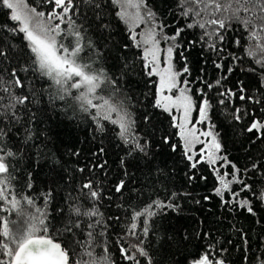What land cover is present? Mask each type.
I'll use <instances>...</instances> for the list:
<instances>
[{
    "label": "trees",
    "instance_id": "1",
    "mask_svg": "<svg viewBox=\"0 0 264 264\" xmlns=\"http://www.w3.org/2000/svg\"><path fill=\"white\" fill-rule=\"evenodd\" d=\"M28 1L38 10L47 12L51 8L43 0ZM146 2L166 35L184 29L176 42L180 47L175 48V69L182 70L185 65L190 69V74L183 77L192 82L196 101L200 100L197 89L207 93L213 105L210 122L219 134L222 154L236 164L241 178L251 185V190L240 192V199L249 201L254 214L236 202L227 205L222 202L215 194L218 181L208 164L201 162L196 169L189 167L170 117L152 107L156 85L151 81L156 78L146 75L141 49L129 39L128 29L115 15L110 0H103L101 9H95L86 0H75L79 14L73 19L87 29L86 35L95 45V50L88 53L96 61L93 67L103 68L116 81L119 91L114 99H123L132 113L137 135L141 142L148 143V155H129L128 146L118 136L117 125L102 121L103 131H100L91 115L81 112L71 97L59 99L56 86L47 77L32 71L22 34L14 36L4 30L5 25H14L9 20L8 10L0 8V41L4 45H16L15 49L8 48L9 60L0 58V76L9 81L11 71L17 70L24 86L12 91L17 96L28 97L23 105L15 108L19 119L2 114L4 110L0 108V128L8 133L5 143L16 153L11 160L13 191L34 198L41 207L42 194L51 191L47 212L53 229L67 222L71 206L90 208L94 203L100 215L91 221L84 219L82 228L88 222H100L95 225V239L99 245L95 251L97 255H104L106 247L111 264H136L135 260L125 258L121 248L127 250V255L135 256L140 264H148L147 258L130 247L132 244L143 247L152 264H192L210 246L224 264H257L255 258L264 256V201L259 198L264 191V136L258 139L257 133H249L247 128L253 119L264 120V112L260 111L262 105L240 101L238 96L221 105L218 101L222 97L218 93L229 89L238 92L244 87L245 95L264 99L261 86L264 70L245 55L247 33L238 23L221 30L224 40L222 43L217 40L216 47L223 51L215 52L208 47L207 37L201 40L202 29L187 27L192 20L181 15L179 0ZM102 24H107L108 28ZM237 39L239 47L235 44ZM233 54L240 59L233 60ZM214 62L221 63L222 68L217 69ZM24 66H29V70L22 71ZM249 68L256 71H248ZM217 80L220 85L211 91L202 83L215 84ZM104 89L106 96L113 92L110 85H104ZM0 96L5 97L0 103L7 104V94L0 91ZM237 108L241 109L240 120L234 118ZM164 137L177 146L176 151L163 142ZM75 152L79 155H73ZM253 163L258 165L255 170L251 168ZM101 164L104 166L98 167ZM80 168H84V172H80ZM227 170L232 172L230 166ZM86 180H92L99 188V201L93 202L80 192ZM121 181L124 187L117 192L116 186ZM241 188L240 184L232 187L233 191ZM172 193H176L175 197ZM225 198L230 199V194L226 193ZM157 199L165 205L171 203L178 207L154 209L156 215L149 220L147 235L143 233L144 217H141L136 221L133 235L130 231L133 210ZM23 207L32 211L26 205ZM8 218L18 219L15 212Z\"/></svg>",
    "mask_w": 264,
    "mask_h": 264
},
{
    "label": "snow or ice",
    "instance_id": "2",
    "mask_svg": "<svg viewBox=\"0 0 264 264\" xmlns=\"http://www.w3.org/2000/svg\"><path fill=\"white\" fill-rule=\"evenodd\" d=\"M43 2L51 5L47 12L38 10L37 6L29 4L28 0H0V8L8 10L9 20L14 25L12 27L5 25L4 30L14 36L22 34L27 53L30 54L32 71L47 77L56 86V95L59 99L71 97L81 112L91 115L100 131H103L102 121L117 125L118 136L128 146V154L142 153L147 156L148 143L141 142V138L137 135L136 121L132 113L123 99H114L115 93L119 91L116 81L109 77L103 68L93 67L96 61L88 53L95 50V45L86 35L87 29L73 19L79 14L75 0H43ZM86 2L95 9H101L103 0H86ZM110 4L116 10L115 15L128 26L129 39L134 42V46L143 48L140 58L144 61L146 75L150 79L157 77L156 80L151 81L156 85L152 107L167 113L170 117L171 127L177 130L176 136L181 141L180 146L189 161V167L196 169L201 162L207 163L213 168L217 177L219 186L215 188V194L222 202L225 205L236 202L239 207L253 213L249 201L240 199V192L251 190V185L246 184L241 178V170L236 164L228 160L226 155L220 154L219 134L214 132L215 125L210 123L209 113L213 105L207 93L203 89H197L200 96L197 103L191 87L192 82L187 77L180 79L184 74H190V69L185 65L182 70H176L172 63L173 51L180 47L176 42L184 29H177L171 36L163 34V25L155 23L156 14L148 8L146 0H110ZM179 6L182 9L181 15L185 19L192 20L187 27L202 29L201 40L207 37L208 47L215 52L223 51L222 48L216 47L217 40L221 43L224 40L221 30H227L234 22L238 23L247 33L248 44L245 47V55L264 70V0H179ZM101 15L102 11L98 12L97 19ZM141 24L147 25V28L138 33L135 29ZM102 27L108 28V25L102 24ZM157 27L160 28L159 33L156 31ZM158 35L162 36L165 42H170L166 49L160 48ZM235 44L239 47L240 40L237 39ZM8 48L15 49L16 45L12 43L4 45L3 41H0V58L9 60ZM161 52H166L163 61H161ZM232 59L237 60L240 57L233 54ZM214 63L217 69L222 68L221 63ZM21 70L28 71L29 66H24ZM231 71L232 69L229 68L228 72ZM248 71H256V69L249 68ZM10 75L12 79L9 81L0 76V91L7 94L8 99L7 104L0 103V108L4 110L2 114L19 119L15 108L18 104L23 105L28 97L14 94L13 88H23L24 85L17 70L13 69ZM202 83L211 91L213 87L220 85V80L215 84L207 81ZM104 85H110L113 92L104 95ZM261 86L264 87V71L261 72ZM245 92L244 87H240L238 92L230 89L219 92L218 95L222 99L218 103L223 105L226 100L231 101L238 96L240 101L262 105L260 111L264 112V99L247 96ZM4 99L5 97L0 96V102ZM194 111L198 113L195 123L192 120ZM240 113L241 109H235L236 120L241 119ZM197 124H205V130L198 129ZM247 131L257 133L258 139L262 138L264 120L253 119ZM7 135L8 133L0 128V213H7L0 215V264H111L106 247L103 249L104 255H97L95 251L99 246L95 239L97 235L95 225L100 222L98 220L95 223L88 222L82 228L84 219L91 221L93 217L100 215L94 203L90 208L71 206V216L67 222L61 228L53 229L47 212V205L52 197L51 191L42 194L43 207L38 206L34 198L13 191L14 169L11 160L16 157V153L5 143ZM201 136L211 139L206 144L205 140L200 139ZM28 139H31V136ZM163 142L169 144L172 151L177 150V146L171 144L168 137H164ZM196 144H203L205 147L196 152L194 151ZM73 155H79V152ZM218 161L223 162L220 168L230 166L232 172L221 173L220 168L215 167ZM103 166V164L98 165V167ZM257 167L256 163L251 166L252 170ZM79 171L84 172V168H80ZM192 178L189 177L190 180ZM233 184L242 185L240 191H233ZM31 187L29 182L28 188ZM123 187L124 182L121 181L117 184L116 191L120 192ZM80 192L93 202L101 198L100 190L92 180L82 183ZM226 192L230 194V199L225 198ZM175 195L176 193H172L173 197ZM259 198L264 201V191L259 194ZM23 205L31 208L32 211H26ZM162 207L178 206L171 203L165 205L163 201L157 199L143 208L134 209L130 228L133 235L137 228L136 221L141 217H144L143 233L147 235L149 220L156 215L154 209ZM14 212L18 219L10 220L8 217ZM72 216L76 219H72ZM130 247L140 256L147 258L148 264H152L148 252L143 247L137 244H132ZM121 253L126 259L135 260L136 264H140L135 256L126 254V249L121 248ZM255 259L257 264H264V256ZM192 264H224V261L216 257L210 246L202 255L194 259Z\"/></svg>",
    "mask_w": 264,
    "mask_h": 264
},
{
    "label": "rangeland",
    "instance_id": "3",
    "mask_svg": "<svg viewBox=\"0 0 264 264\" xmlns=\"http://www.w3.org/2000/svg\"><path fill=\"white\" fill-rule=\"evenodd\" d=\"M28 3H29V1H28ZM30 4V3H29ZM43 11V10H42ZM155 23L157 24V22L155 21ZM124 24V23H123ZM125 25V24H124ZM158 25V24H157ZM126 26V25H125ZM127 27V29H128V26H126ZM146 28H147V25H145V24H141L140 25V27H138V28H136L135 29V31L136 32H141V31H145L146 30ZM156 31H157V33H159L160 32V28L159 27H157V29H156ZM163 34H165L164 33V31H163ZM157 38L160 40V48L161 49H166L167 47H168V44L170 43V42H165L164 40H163V38H162V36H160V35H158L157 36ZM141 49V52H143V48L141 47L140 48ZM174 54H175V49H174V51H173V56H172V63H173V65H174ZM165 56H166V52H161V61H163V59L165 58ZM161 66L163 67L164 65H163V63H161ZM175 67V66H174ZM156 79H157V77H155ZM180 79L181 80H183L184 79V77L183 76H181L180 77ZM195 98V97H194ZM197 103H199V101H197ZM198 118V113L197 112H193L192 113V120H193V123H195V121H196V119ZM211 123V122H210ZM196 127L198 128V129H200L201 131H203V130H205V128H206V125L205 124H197L196 125ZM214 130V132H216L215 131V129H213ZM197 135H199V133H197ZM200 139H202V140H205V143L207 144L209 141H210V137H203V136H201L200 137ZM218 140H219V138H218ZM205 147V145H203V144H196L195 145V147H194V151H196V152H199L202 148H204ZM221 155H223L222 154V150H221V153H220ZM198 158V157H197ZM221 163H223L222 161H218V163H217V165L215 166V167H218V168H220V164ZM207 164V163H206ZM225 171H227V172H229L228 170H227V167H223V168H220V172L221 173H223V172H225ZM217 178V177H216ZM218 181V180H217ZM234 185V184H233ZM233 185H232V187H233ZM218 186H219V184H218ZM217 186V187H218ZM227 193V192H226ZM225 193V194H226Z\"/></svg>",
    "mask_w": 264,
    "mask_h": 264
}]
</instances>
